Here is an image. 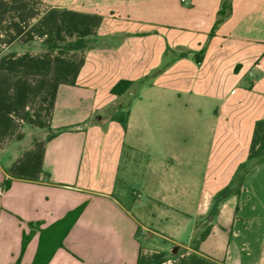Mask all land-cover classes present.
I'll return each mask as SVG.
<instances>
[{
    "label": "crops",
    "instance_id": "1",
    "mask_svg": "<svg viewBox=\"0 0 264 264\" xmlns=\"http://www.w3.org/2000/svg\"><path fill=\"white\" fill-rule=\"evenodd\" d=\"M188 1L0 0V264H264V0Z\"/></svg>",
    "mask_w": 264,
    "mask_h": 264
},
{
    "label": "trees",
    "instance_id": "2",
    "mask_svg": "<svg viewBox=\"0 0 264 264\" xmlns=\"http://www.w3.org/2000/svg\"><path fill=\"white\" fill-rule=\"evenodd\" d=\"M227 6L223 3L218 12V19L216 20V25L223 20L227 15L225 12ZM83 41H77L75 43H68L64 45L66 49H79L83 46ZM131 82L128 80L118 81L112 88L111 93L114 95L124 94L127 89L130 87ZM126 116H116V120L121 123L123 127L126 125ZM264 157V119L257 120L254 125L251 144L249 148L248 159L256 160ZM85 205L80 206L74 211V215H78ZM63 220L52 225L50 228L41 230L39 236V242L37 245V250L34 256V259L31 264H47L52 257L54 251L61 247V241L68 232L70 224L62 228ZM30 239V234L24 235L22 239V249L25 248Z\"/></svg>",
    "mask_w": 264,
    "mask_h": 264
},
{
    "label": "built area",
    "instance_id": "3",
    "mask_svg": "<svg viewBox=\"0 0 264 264\" xmlns=\"http://www.w3.org/2000/svg\"><path fill=\"white\" fill-rule=\"evenodd\" d=\"M180 3L186 7L190 6V2L188 0H179ZM3 192V190L0 188V194Z\"/></svg>",
    "mask_w": 264,
    "mask_h": 264
}]
</instances>
